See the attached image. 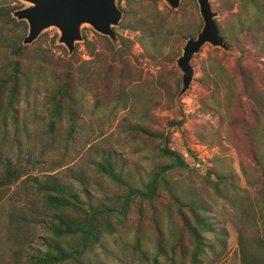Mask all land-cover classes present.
Returning <instances> with one entry per match:
<instances>
[{
  "label": "rangeland",
  "instance_id": "1",
  "mask_svg": "<svg viewBox=\"0 0 264 264\" xmlns=\"http://www.w3.org/2000/svg\"><path fill=\"white\" fill-rule=\"evenodd\" d=\"M210 1L212 7L220 11L216 18L219 25L224 27L230 23L238 11L236 0ZM231 1H235L234 5L228 8ZM118 2L121 8H128L139 15L159 14L165 22L161 23L159 16L160 23L150 20L154 24L155 40L144 47L138 40L139 31L121 28L129 16L122 18L114 30L119 37L122 35L134 43L129 52L117 57L112 54L108 42L113 43L90 27L83 28L84 41L75 45L69 55L67 49L56 42L58 32L55 28L47 29L33 43L22 45L27 25L22 34L21 25L5 17L0 18V78L12 74L17 63L20 67L15 71L19 92L14 108H5L8 92L1 99L4 108L0 113V192L4 195L0 199V264H35L31 261L32 256H38L44 250V238L50 236L45 228L51 209L46 203L45 191L40 188L43 183L55 182L77 191L82 188L77 180L81 177L92 194L101 196L109 188L105 177L95 171L96 163L103 157H110L117 166L125 165L126 172L133 179L140 174L145 176L144 167L147 169L154 156L149 158L150 154L145 150L139 152L141 145L132 141L122 126L127 123L126 118L137 119L135 115H141L146 105L139 104L132 109L133 112L129 111L130 108L115 111L112 102L105 107V102L115 100L117 89L128 93V96L139 94L157 98L158 107L150 111L151 126L168 133L170 148L180 152L189 164L188 171H177L172 178L180 180L187 176L193 184L188 190L203 193L216 232L205 233L208 248L200 264H264V222L255 201V197L260 196L259 179L253 178L259 168L253 158L255 139L259 147L263 144L259 150L264 157V132L255 137L252 133V142L241 131L245 125L253 130L259 123L254 118V100L241 91L236 76L234 82L239 87L237 94L241 107L233 106L229 118L223 103L219 111L215 107L212 86L200 80L202 60L209 55L219 59L231 74L236 69V58L242 55L244 70L253 78L255 86L262 89L264 56L248 36L240 37V47L226 36L227 41L238 48V54L205 45L193 58L195 74L189 90L180 97L179 104L175 100L173 104L169 103L158 77L165 76L166 87L176 95L180 73L174 59L188 36L175 41V25L197 26L201 18L196 0V4L192 0H181L177 10L169 9L162 0ZM20 4L23 5L18 0H0V8L10 12ZM246 11L251 14L250 9ZM19 43L24 48L18 51ZM172 51L177 53L171 62L166 56ZM65 71L71 74L72 90L76 91L80 104L76 130L71 136L67 135L70 120L66 113L54 126L51 123V96ZM177 78L176 90L174 82ZM146 100L149 102L147 97ZM182 117L184 124L181 128L168 125L170 120ZM236 118H244L245 124ZM201 137L209 139V142ZM215 158H219L221 164L216 163ZM208 168H225L226 174H232L237 190L232 192L229 189V198L219 195L206 182L204 174ZM167 209L165 196L156 203L155 219H152L154 213L150 208L145 207L141 213L132 205L115 233L103 235L86 254L88 264H194L190 256L170 259L156 255L158 250L152 238L156 235L154 226L172 229L180 224L174 208L172 211L168 209L170 212ZM225 234L236 238L227 249L222 248ZM183 242L187 246L190 244L187 236ZM57 264L78 262L67 260Z\"/></svg>",
  "mask_w": 264,
  "mask_h": 264
},
{
  "label": "trees",
  "instance_id": "2",
  "mask_svg": "<svg viewBox=\"0 0 264 264\" xmlns=\"http://www.w3.org/2000/svg\"><path fill=\"white\" fill-rule=\"evenodd\" d=\"M192 1L195 3V0ZM234 2L231 1L227 4L228 8L233 7ZM236 3L238 11L233 14V19L230 23L222 27L216 19L222 36L225 41H227L226 36L232 41L234 40L233 42L238 47H240L238 45L240 37L248 36L252 39L258 52L264 56V0H236ZM247 9L251 10V14L247 13ZM123 11V18L126 16H129V18L121 24V28L139 31L138 40L140 44L144 47L150 45L153 39L155 40V37L153 38L155 33L152 31L154 24L150 20L160 23L162 19L161 23H164L165 19L159 14L139 15L136 12H131L128 8H124ZM0 12L3 13L0 14V18L5 17L9 21L21 25V33L25 32L26 24L24 21L17 22L11 18L9 9L0 8ZM158 16L161 18L160 21ZM175 26L177 28V32L174 35L175 41H182L187 36L196 34L200 29L201 21L198 22L196 27L184 23ZM85 43H89L88 39H86ZM108 43L112 54L117 57L129 52L134 42L121 35L120 44L116 49L110 42ZM23 48L19 43L18 51ZM215 50L219 49L216 48ZM176 53V51L169 52L166 58L172 62ZM241 59L242 55L236 58V69L231 74L219 59L209 55L202 60V76L200 80H204L206 84L212 86V101L215 107L219 111L221 109L220 105L223 103L226 106V114L230 118L233 106L241 107L240 97L237 94L239 87L234 82L236 76L239 78L241 91L254 100L256 107L254 118L259 120L255 129H248L245 125L241 130L246 139L253 142V139H251L252 133L255 137L256 134L258 136L264 132V87L258 89L255 86L253 78L244 70ZM18 66L19 63H17L15 71L20 70ZM15 71L6 77L0 78V113L4 108L1 99L5 92H8V104L5 108L11 110L14 108L19 92ZM72 80L69 72H63L62 78L51 96L52 126L66 113L67 118L70 120L67 131L68 136H71L76 130V119L80 108L76 91L72 90ZM165 80V76L160 75L158 77V83L164 88L166 101L173 104L175 93L166 87ZM178 83L179 79L177 78L174 82L176 90ZM128 95L123 90L117 89L115 100H109L104 105L107 107L109 102H112L114 109H116L115 111L130 108V112H133L132 109L139 104L146 105L142 109L141 115H135L138 118L134 121L126 118L127 123L122 126V130L128 134L132 141L141 145L139 152L145 150L146 153L150 154L149 158L154 156L152 165L148 164L150 166H147V169L144 167L145 176L139 173L140 175L133 179L126 172L125 165L117 166V163L110 157H103L95 165V171L105 177L109 184V188L101 196L92 194L81 177H77V180L82 185V188L77 191L55 182H46L40 185V188L45 191L46 203L51 209L45 228L46 233H49L50 236L44 238V250L38 256H32L33 259L31 261L35 264H57L67 260L76 261L78 264H88V253L92 251L103 235L115 233V229L120 227L125 221V215L132 205H135L141 213H144L145 207L150 208L154 213L152 219H155L156 203L161 196L167 198L170 211L174 208V214L180 219V224L174 226L173 230L169 226H154L156 235L151 237L154 239L155 248L158 250L156 255L161 254V256L170 259H175L176 257L184 259L190 256L194 264L202 262L203 255L208 248L205 233L212 234L216 232L215 224L210 216L209 206L203 197L202 191L188 190L193 184L187 176L182 177L180 180L172 178L177 171H188L189 164L180 152L170 148L168 145V133L155 130L151 126V121L153 120L150 111L158 107L157 98L146 96L149 100L148 102L144 95ZM132 115L133 113H131ZM236 119H239L240 123L245 124L244 118ZM183 124V117L168 122L170 127L181 128ZM201 138L209 142V139ZM159 141L162 142L159 143ZM255 143L256 148L253 152V158L259 168L256 171L258 173L257 176L253 178L257 180L258 177V190L260 192L259 198L255 197V201L261 210L264 222V157L259 150L263 144L259 147V142L256 139ZM214 145L216 144L214 143ZM188 151L192 155L189 149ZM214 160L216 163L221 164L219 158ZM204 178L223 197H230L228 195L229 189L232 192L237 190V185L232 182V174H226L225 168L218 170L208 168ZM184 181L186 184H184ZM120 189L122 190L119 191ZM2 195H4L3 192H0V199ZM185 236L188 237L190 242L188 246L183 242ZM235 241L236 238L225 234L222 238V248H229ZM259 241H262V239ZM140 242L141 240L138 241L139 245Z\"/></svg>",
  "mask_w": 264,
  "mask_h": 264
},
{
  "label": "water",
  "instance_id": "3",
  "mask_svg": "<svg viewBox=\"0 0 264 264\" xmlns=\"http://www.w3.org/2000/svg\"><path fill=\"white\" fill-rule=\"evenodd\" d=\"M23 5L11 11L16 21L27 25L22 45L33 43L47 29L55 28L58 32L56 42L63 45L71 55L75 45L84 41L83 28L90 27L96 33L107 37L117 48L120 37L114 28L120 25L124 11L119 0H18ZM171 10L180 7L181 0H162ZM202 21L194 36H188L180 46V53L175 57V67L180 73L179 89L174 97L175 103L189 90L194 80L195 55L203 46L222 49L238 54V48L225 41L216 18L219 9L212 7L210 0H196Z\"/></svg>",
  "mask_w": 264,
  "mask_h": 264
},
{
  "label": "flooded vegetation",
  "instance_id": "4",
  "mask_svg": "<svg viewBox=\"0 0 264 264\" xmlns=\"http://www.w3.org/2000/svg\"><path fill=\"white\" fill-rule=\"evenodd\" d=\"M19 6L21 7V6H22V4H20ZM17 7H18V6H17ZM122 9H123V8H122ZM10 14H11V12H10Z\"/></svg>",
  "mask_w": 264,
  "mask_h": 264
}]
</instances>
